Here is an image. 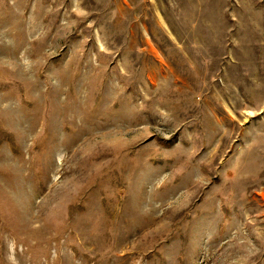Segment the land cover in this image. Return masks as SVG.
I'll use <instances>...</instances> for the list:
<instances>
[{
  "label": "rangeland",
  "instance_id": "374dc122",
  "mask_svg": "<svg viewBox=\"0 0 264 264\" xmlns=\"http://www.w3.org/2000/svg\"><path fill=\"white\" fill-rule=\"evenodd\" d=\"M0 264H264V0H0Z\"/></svg>",
  "mask_w": 264,
  "mask_h": 264
}]
</instances>
